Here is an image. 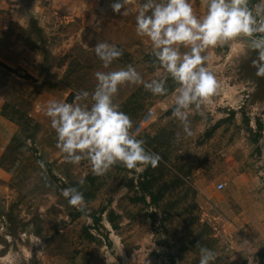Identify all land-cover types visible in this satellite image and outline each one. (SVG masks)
<instances>
[{"label": "rangeland", "instance_id": "rangeland-1", "mask_svg": "<svg viewBox=\"0 0 264 264\" xmlns=\"http://www.w3.org/2000/svg\"><path fill=\"white\" fill-rule=\"evenodd\" d=\"M115 2L82 15L46 9L24 22L10 12L0 20V264H200L197 242L216 253L211 264H264V104L258 101L264 78L251 67L255 52L209 66L222 90L202 105L203 116H189L190 137L172 116L171 77L166 95L143 85L119 88L115 102L132 119V131L161 157L147 167L156 203L148 194L141 199L146 169L116 165L95 176L88 161L67 163L56 147L45 114L50 101L71 103L77 92L91 93L97 71L131 65L146 82L164 76L153 66L151 42L136 33L146 0L128 5L127 16L112 10ZM98 42L123 51L108 69L95 55ZM68 187L89 195L85 210L61 195Z\"/></svg>", "mask_w": 264, "mask_h": 264}, {"label": "clouds", "instance_id": "clouds-1", "mask_svg": "<svg viewBox=\"0 0 264 264\" xmlns=\"http://www.w3.org/2000/svg\"><path fill=\"white\" fill-rule=\"evenodd\" d=\"M133 2L117 0L111 8L127 16V6ZM200 5L203 14L194 11L190 0H146L140 5L135 17L136 33L151 42L153 66L163 69L162 78L146 82L131 65L97 71L91 93L77 92L71 103H48L45 114L65 162L78 165L88 161L95 176H104L116 165L138 172L158 166L160 155L146 150L145 142L132 131V119L115 102L123 85H143L146 91L161 96L167 94L166 82L171 77L177 85L172 116L180 122L185 137H190L193 131L189 116H203L202 105L222 90L209 67V49L242 42L249 53H256L251 67L256 69L257 77L264 78V0L253 7H249V0H200ZM181 48L186 50L182 52ZM94 52L105 69L123 55L121 49L107 42H98ZM176 138L180 139V133ZM79 183L83 185L84 181ZM61 195L77 210L86 209L84 194L78 188L61 189ZM196 246L200 264L216 260L214 251L199 242Z\"/></svg>", "mask_w": 264, "mask_h": 264}, {"label": "crops", "instance_id": "crops-1", "mask_svg": "<svg viewBox=\"0 0 264 264\" xmlns=\"http://www.w3.org/2000/svg\"><path fill=\"white\" fill-rule=\"evenodd\" d=\"M108 1L111 0H0V20L3 19V14L11 13V16L18 19L20 21H26L28 18L32 17L31 15L37 13L38 11H44L48 9L49 11H53L55 9L56 12H59L64 15H82L87 12L94 10L98 4L105 5ZM256 0H249V7H253ZM192 3V2H191ZM194 11L197 14H203L204 9H202L200 5V0L197 3H192ZM4 10V12H3ZM31 14V15H30ZM186 49L181 48V51H185ZM209 52L212 55V60L209 66L217 65L221 62H226L230 60L232 57H240L248 53L246 45L241 43H234L231 47H217L215 49H209ZM263 102L264 98L258 100ZM262 121V120H261ZM263 127L264 122L262 121ZM239 183L241 186H246L251 183L250 179H239ZM264 184V181H260ZM251 185V184H250ZM224 189V188H223ZM222 190V189H221ZM254 202L250 201L248 204L243 207V212L250 210L251 204ZM245 218V217H244ZM264 220V216L260 217V220ZM233 226L235 224V219L233 220ZM250 223V221L248 220ZM249 226V225H248ZM262 231L259 234H264V222L260 223ZM250 227V226H249ZM249 243V242H248ZM94 260H85V259H76L71 261L69 264H97Z\"/></svg>", "mask_w": 264, "mask_h": 264}, {"label": "trees", "instance_id": "trees-1", "mask_svg": "<svg viewBox=\"0 0 264 264\" xmlns=\"http://www.w3.org/2000/svg\"><path fill=\"white\" fill-rule=\"evenodd\" d=\"M31 22L35 23V19L31 18ZM2 63V62H1ZM4 66H6L8 69L12 70V68L4 63H2ZM263 128V124L260 122L259 123V129L262 130ZM139 187L142 190V197L141 199L144 200L146 198V194H148L151 198V200L153 202H157L160 199V195L156 194L153 190V184H152V180L149 178V173H148V169L146 168V170L143 172L141 179L139 181ZM85 199L89 198V195H85L84 196ZM78 214L80 215L81 212H78ZM93 220L95 223H99L100 218L97 217L94 214H91Z\"/></svg>", "mask_w": 264, "mask_h": 264}, {"label": "built area", "instance_id": "built-area-1", "mask_svg": "<svg viewBox=\"0 0 264 264\" xmlns=\"http://www.w3.org/2000/svg\"><path fill=\"white\" fill-rule=\"evenodd\" d=\"M259 2H260V0H256L254 6H255L256 4H258ZM151 112H152V111H151ZM147 117H148V114H146V115L142 118V120L139 122L137 128H140L142 125H144V124L146 123V121H147ZM224 185H225V184H224L223 182L218 183V184H217V189H219V190L223 189V188H224Z\"/></svg>", "mask_w": 264, "mask_h": 264}]
</instances>
